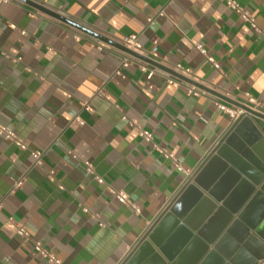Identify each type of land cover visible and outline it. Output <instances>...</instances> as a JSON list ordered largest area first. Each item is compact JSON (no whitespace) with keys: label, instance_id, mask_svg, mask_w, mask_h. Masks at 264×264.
I'll return each mask as SVG.
<instances>
[{"label":"crops","instance_id":"1","mask_svg":"<svg viewBox=\"0 0 264 264\" xmlns=\"http://www.w3.org/2000/svg\"><path fill=\"white\" fill-rule=\"evenodd\" d=\"M31 1L0 3V124L26 144L0 136V264H53L34 243L61 264H120L229 127L216 103L239 107L252 97L264 109V0H236L260 31L225 0ZM127 35L189 67L208 94H189L162 72L147 79L121 67Z\"/></svg>","mask_w":264,"mask_h":264},{"label":"water","instance_id":"2","mask_svg":"<svg viewBox=\"0 0 264 264\" xmlns=\"http://www.w3.org/2000/svg\"><path fill=\"white\" fill-rule=\"evenodd\" d=\"M249 112L230 123L120 264H264V116Z\"/></svg>","mask_w":264,"mask_h":264},{"label":"built area","instance_id":"3","mask_svg":"<svg viewBox=\"0 0 264 264\" xmlns=\"http://www.w3.org/2000/svg\"><path fill=\"white\" fill-rule=\"evenodd\" d=\"M8 1L10 0H0V3L8 2ZM14 1H20V0H14ZM225 1H226V5L231 10L239 14L243 20L249 22L253 28L260 31V29H258L256 24L254 23L250 13L246 11L236 0H225ZM120 44L126 49L136 53L135 55L129 51L124 50L122 61L120 64L121 67H128L130 65H134L137 68H139L140 71L145 73L147 79L152 78L153 74L156 72H162L166 75L167 81L169 83H178L185 85L188 89L189 94L192 95L208 94V91L202 86L200 80L195 77L193 71L189 67H186L179 62L169 63L165 57L162 58L158 57L154 50L149 52L145 51L135 35L123 36L120 39ZM195 48L199 50L215 68H219L218 63L212 57L208 56L207 50L202 45V43H195ZM100 93L101 91L99 89L98 94ZM216 104H217V108L220 111L226 113L229 116L231 123L236 121L241 116L251 114L249 110H252L255 113L264 116V109H262L261 104L259 103V101H257L252 97H247V103L239 107L231 106L226 101H218ZM76 120L78 121V123H82L80 119H76ZM138 135L141 138V140L147 143H151L154 148H156L165 157L171 159L175 164V166L181 169L179 163L176 161L173 154L167 152L166 149L160 147L154 141L153 133L151 130L138 127ZM0 136L3 137L5 140L16 144L21 149L26 148V144L12 129H9L8 127L1 124H0ZM68 153L73 157L76 156L72 151H68ZM30 154L33 158L34 164H41L42 153L40 151L33 150L30 152ZM84 164L86 166V170L89 173H94L93 166L89 161H84ZM52 173L53 171H49V175H52ZM94 177L97 180V182L99 183L103 182L101 176L95 174ZM21 182H22V178L16 179L14 181V187H18L21 184ZM114 194L116 199L120 203L131 207L135 212L139 211L137 205L130 199L129 195L125 191L116 190L114 191ZM16 233L17 235H19L24 239H29V233L22 224L16 225ZM33 248L37 253V255L46 259V261L53 264H61L60 260L55 256L53 252L44 248L39 243H34Z\"/></svg>","mask_w":264,"mask_h":264}]
</instances>
